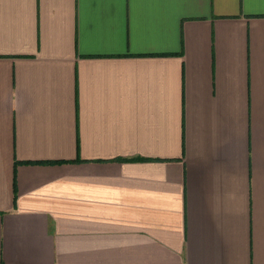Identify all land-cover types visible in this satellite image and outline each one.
Wrapping results in <instances>:
<instances>
[{"label":"crops","instance_id":"0c3cea01","mask_svg":"<svg viewBox=\"0 0 264 264\" xmlns=\"http://www.w3.org/2000/svg\"><path fill=\"white\" fill-rule=\"evenodd\" d=\"M0 264H264V0H0Z\"/></svg>","mask_w":264,"mask_h":264}]
</instances>
